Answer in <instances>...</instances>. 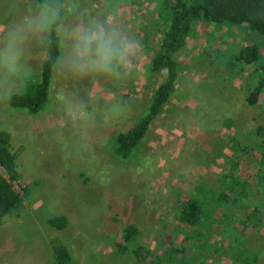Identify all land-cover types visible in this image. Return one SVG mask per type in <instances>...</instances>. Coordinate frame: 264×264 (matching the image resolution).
Returning <instances> with one entry per match:
<instances>
[{
	"label": "rangeland",
	"instance_id": "374dc122",
	"mask_svg": "<svg viewBox=\"0 0 264 264\" xmlns=\"http://www.w3.org/2000/svg\"><path fill=\"white\" fill-rule=\"evenodd\" d=\"M62 1L65 25L75 23L76 12L82 11L101 20L114 19L150 47L159 38L152 24L154 5L147 0ZM37 7L30 0H0V43L12 25ZM226 32L196 25L194 37L177 54L175 94L126 161L114 155V136L127 131L143 113L165 73L150 74L149 55L140 48L130 73L73 77L59 66L66 48L60 39L62 53L47 103L38 114L29 115L11 109L6 101L26 78H34L44 60L45 43L27 42L31 71L15 78L13 91L7 90L9 77L0 71V131L10 135L19 176L14 189L23 201L0 226V264H53V240L67 248L70 264H141L118 253L127 225L139 230V244L156 250L161 244L155 237L160 232L169 236L179 226L174 218L178 194H191L198 186L205 195L208 190L219 194L221 175L235 165L234 173L249 175L246 182L254 185L257 167L252 162L260 159L259 153L253 150L250 160L233 150L236 142L252 148L264 138L263 97L256 106L246 103L255 78L248 69L238 74L230 62V46L251 44L254 37L257 45L264 41L247 29ZM153 53L152 49L150 56ZM74 105H84L93 121L79 119ZM235 154L245 159L236 161ZM230 159L235 164L228 163ZM248 195L251 200L260 198L259 193ZM215 212L216 219L220 209ZM53 217L66 218L65 228L49 226ZM233 238L242 239L248 251L259 256L256 264H264V223L228 231L212 241L226 245ZM182 240L179 233L175 246H186L185 256L192 258L194 245ZM205 257L212 264H227L214 253Z\"/></svg>",
	"mask_w": 264,
	"mask_h": 264
},
{
	"label": "trees",
	"instance_id": "16d2710c",
	"mask_svg": "<svg viewBox=\"0 0 264 264\" xmlns=\"http://www.w3.org/2000/svg\"><path fill=\"white\" fill-rule=\"evenodd\" d=\"M39 5L41 0H30ZM154 5L152 24L159 38L156 45L141 43L145 53L149 55L147 69L153 76L165 73L161 82L147 104L146 109L130 128L114 136L113 152L121 160H128L138 147L151 125L163 113L164 107L169 104L176 92V82L179 73L177 54L185 48L187 39L193 38L198 23L212 25L216 28L247 29L257 33L264 41V0H147ZM55 3L64 10L62 0H47ZM62 16L61 23L63 22ZM149 34V32L146 30ZM230 35V34H228ZM144 41L146 39H143ZM249 40V39H246ZM230 46L231 60L238 74L245 69L249 70L255 81L250 88L245 101L250 106H256L259 98L264 115V42ZM143 41V42H144ZM154 51L150 56L151 51ZM61 41L58 33L48 34L44 46V60L34 78H26L21 86L9 94L7 104L11 109L25 110L29 115L38 114L47 103L50 80L53 70L61 57ZM220 56V55H219ZM32 76V75H31ZM10 135L0 131V226L6 215L12 214L22 205V197L13 187L18 182L16 171V155L10 152ZM233 152L240 151L251 160V152L257 151L260 159L252 162L257 167L255 183L248 181L249 175L242 176L234 173L230 168L228 173L221 175L219 180L223 186L220 193L214 196L212 190L203 194L195 188L191 194H178L175 205V221L178 227L169 236L162 232L155 237L161 244L154 249H148L137 240L139 230L134 225H127L123 231V243L117 245L118 253L135 262L145 264H212L208 262L210 253L224 259L227 264H256L259 261L257 254L248 251L242 239L233 238L226 245L212 241L216 236L228 231L236 232L251 228H259L264 223V138L250 146L234 143ZM238 148V149H237ZM235 154L236 161H243V155ZM235 164L233 159L228 163ZM204 192V191H203ZM259 193L260 198L250 199L249 193ZM220 209V217L214 214ZM48 225L62 230L67 224L64 217H53L47 221ZM230 227V228H229ZM239 229V231L237 230ZM183 235L182 242L193 244V257L186 258V246H175L177 235ZM53 264H70L71 255L67 248L56 240L50 242Z\"/></svg>",
	"mask_w": 264,
	"mask_h": 264
},
{
	"label": "clouds",
	"instance_id": "9594fccd",
	"mask_svg": "<svg viewBox=\"0 0 264 264\" xmlns=\"http://www.w3.org/2000/svg\"><path fill=\"white\" fill-rule=\"evenodd\" d=\"M67 13L55 3L41 0L38 7L18 23L12 25L0 43V71L9 77L8 91H13L15 78L31 71L26 58V44L30 39L45 43L50 32L56 31L66 48L60 67L66 74L80 77L90 74L120 77L135 67V57L141 47L140 40L123 29L114 19L86 16L71 25L61 23ZM73 110L85 123L93 121L84 105ZM120 115L119 111L114 114Z\"/></svg>",
	"mask_w": 264,
	"mask_h": 264
},
{
	"label": "built area",
	"instance_id": "2783aa9c",
	"mask_svg": "<svg viewBox=\"0 0 264 264\" xmlns=\"http://www.w3.org/2000/svg\"><path fill=\"white\" fill-rule=\"evenodd\" d=\"M14 185H16V184H13V187H14ZM17 191V190H16ZM18 192V191H17Z\"/></svg>",
	"mask_w": 264,
	"mask_h": 264
},
{
	"label": "crops",
	"instance_id": "0c3cea01",
	"mask_svg": "<svg viewBox=\"0 0 264 264\" xmlns=\"http://www.w3.org/2000/svg\"><path fill=\"white\" fill-rule=\"evenodd\" d=\"M8 96H9V95H8ZM7 100H8V98H7ZM7 100H6V101H7ZM7 105H8V104H7Z\"/></svg>",
	"mask_w": 264,
	"mask_h": 264
}]
</instances>
